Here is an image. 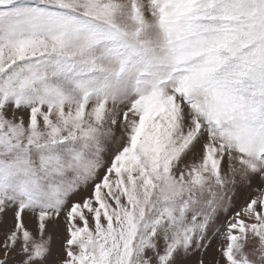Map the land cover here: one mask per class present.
Instances as JSON below:
<instances>
[{
	"label": "snow or ice",
	"instance_id": "snow-or-ice-1",
	"mask_svg": "<svg viewBox=\"0 0 264 264\" xmlns=\"http://www.w3.org/2000/svg\"><path fill=\"white\" fill-rule=\"evenodd\" d=\"M0 264H264V0H0Z\"/></svg>",
	"mask_w": 264,
	"mask_h": 264
}]
</instances>
